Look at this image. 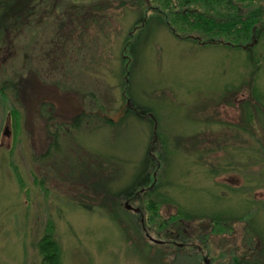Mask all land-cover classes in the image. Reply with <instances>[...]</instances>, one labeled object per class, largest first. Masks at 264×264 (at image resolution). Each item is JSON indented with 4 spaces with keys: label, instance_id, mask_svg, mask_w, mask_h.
<instances>
[{
    "label": "rangeland",
    "instance_id": "374dc122",
    "mask_svg": "<svg viewBox=\"0 0 264 264\" xmlns=\"http://www.w3.org/2000/svg\"><path fill=\"white\" fill-rule=\"evenodd\" d=\"M95 1L107 3L95 23L59 29L64 16L56 23L34 12L28 23L36 24L0 42V264H41L46 229L62 264H191L193 253L203 264L206 251L210 264H264V9L248 40L211 44L196 33L174 36L151 9L138 28L142 9L128 0ZM235 3L190 9L264 8V0ZM31 72L40 86L17 104L5 83ZM42 103L65 131L49 156ZM130 104L146 115L127 112ZM81 112L89 117L80 130L64 125ZM146 156L155 181L125 194ZM149 200L162 220L181 212L186 235L161 232ZM215 220L224 232L211 231Z\"/></svg>",
    "mask_w": 264,
    "mask_h": 264
},
{
    "label": "trees",
    "instance_id": "16d2710c",
    "mask_svg": "<svg viewBox=\"0 0 264 264\" xmlns=\"http://www.w3.org/2000/svg\"><path fill=\"white\" fill-rule=\"evenodd\" d=\"M246 1L249 0H128L131 6H137L138 9H142L139 11L140 15L137 23L138 28L142 29L143 24L146 25L147 22L151 21V16L149 19L145 18V13L151 9L158 19L167 25L174 36L179 37V34L185 35L190 32L191 34L196 33L199 36H206V38H208L207 41L210 40L208 43L211 44L213 43L212 38L221 36L235 42H239L240 40H248L250 36L254 34L253 29L257 24H259V18L261 17V12L264 8L262 6H256L255 11L250 12V10L245 15H240L238 12L232 13V15H219L218 13H215L217 15H209L207 12L196 10L197 8H194V10L190 8L200 6L203 9H208L207 7H209L210 10H214L218 9L216 7L221 5H227L231 7L233 6L232 8H234V6L237 5L235 2L244 3ZM78 2L80 3L78 4ZM48 5L51 6L46 10L45 7ZM103 5H107V3H102L101 1L95 0H0V42L3 43L6 41L8 33L11 32L13 28L25 26L26 29L29 30L31 26L36 24L34 22L30 24L28 23L29 18L34 15V12H39V15L44 12L46 13L47 19L52 17L55 19V22L64 16V23H59V29H61L67 24L74 25L78 19L85 23L97 22L100 20L99 11ZM176 7H180L181 9L176 11L174 9ZM68 20L69 22L66 23ZM255 30L258 37L261 29L257 28ZM56 35L58 36V33H56ZM62 36L64 38H68L66 35ZM188 38L189 37L187 36L186 38L184 37L182 39ZM190 39L193 41L197 40L192 37H190ZM127 43L126 46L129 48L130 45ZM234 47L243 48L239 45H234ZM126 76H128V72H126ZM125 85L128 86L129 83L126 81ZM37 86H40L39 74L37 72H31L25 77H23L21 74H15L5 83V87L8 89L17 104L20 103L21 99H23V96L27 93V88ZM47 107H49L48 104L42 103L39 109L42 118L45 119L48 127H50L48 135L50 137L51 143L47 148L48 150L46 153L47 156H49L51 155L52 151H59L60 142L58 139L61 133H65V131H62V128L59 127L61 124L55 123V118L57 115L54 116L51 112H47ZM127 112H131L138 117L146 115V112L140 111V109H137V106H134L133 104H130V108L127 110ZM11 114L14 117L17 116V112L15 110H11L9 115ZM88 117L89 116L84 112H81L69 122L64 123V125H67L66 127H68L70 130L78 131L81 129L82 124L88 121ZM148 121L152 123V133L155 135V118L152 117ZM103 122L109 126L116 125L114 122L108 119H103ZM50 123L53 124V128H51ZM156 143L157 140L151 141L150 148H153ZM150 161L151 158L149 160L146 156L143 173L139 177V181L137 180V183H135L132 188L125 191V194H131L134 187H143L147 185L149 181H155L152 178L155 173H151L149 171V166L152 163V161ZM153 162L154 165H156V169L157 164L159 163V158L158 160H153ZM155 190L156 188H152L150 195L155 193ZM158 205V202L150 200L146 204V209L151 212L149 220L155 221L156 219H159L158 228L161 232L164 230H172L173 232L181 231L184 233V235H186L187 231L185 228H182V223L180 221L181 218H183L181 212L179 213L178 211L177 215L169 217V219L167 218V221L162 220L156 208ZM140 208L143 209L142 206ZM225 229L224 223L217 222L216 220L213 221L211 227L212 232L221 233L224 232ZM46 230L49 231H46L43 237L37 243V249L41 257V264H62L60 247L57 241L51 236V230ZM177 239L176 242H181ZM192 257L191 264H200V258L197 257L196 253L194 256L192 255ZM262 257L264 260V254ZM233 261L235 264H250L246 260H242L240 262L237 260V258H234Z\"/></svg>",
    "mask_w": 264,
    "mask_h": 264
},
{
    "label": "flooded vegetation",
    "instance_id": "af4514ba",
    "mask_svg": "<svg viewBox=\"0 0 264 264\" xmlns=\"http://www.w3.org/2000/svg\"><path fill=\"white\" fill-rule=\"evenodd\" d=\"M131 208H129V210H130ZM143 209L141 208L140 209V212L142 211ZM144 216H143V214H142V217L141 218H143ZM185 246H187V244L185 245ZM185 246H177L179 249H184V248H186ZM187 248H194L195 249V251H197V254L199 253V252H201V253H203L204 251L202 250V247H194V246H191L190 244L188 245V247ZM192 254V253H191ZM193 254H195V253H193ZM209 254H208V252L206 251L205 252V257L202 259L203 260V264H210V259H209V256H208Z\"/></svg>",
    "mask_w": 264,
    "mask_h": 264
},
{
    "label": "water",
    "instance_id": "95a60500",
    "mask_svg": "<svg viewBox=\"0 0 264 264\" xmlns=\"http://www.w3.org/2000/svg\"><path fill=\"white\" fill-rule=\"evenodd\" d=\"M126 206H127V208H130L128 205H126ZM135 212H136V213H139V210H135Z\"/></svg>",
    "mask_w": 264,
    "mask_h": 264
}]
</instances>
